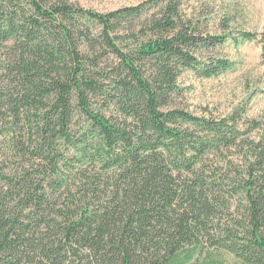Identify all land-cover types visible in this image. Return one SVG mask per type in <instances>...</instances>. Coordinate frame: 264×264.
<instances>
[{
	"label": "trees",
	"instance_id": "16d2710c",
	"mask_svg": "<svg viewBox=\"0 0 264 264\" xmlns=\"http://www.w3.org/2000/svg\"><path fill=\"white\" fill-rule=\"evenodd\" d=\"M185 1L0 0V264H264V132L178 105L231 67Z\"/></svg>",
	"mask_w": 264,
	"mask_h": 264
},
{
	"label": "rangeland",
	"instance_id": "374dc122",
	"mask_svg": "<svg viewBox=\"0 0 264 264\" xmlns=\"http://www.w3.org/2000/svg\"><path fill=\"white\" fill-rule=\"evenodd\" d=\"M69 1L83 9L106 13L145 0ZM182 9L187 17L203 20L210 34L226 36L223 44L203 52L202 61L211 57L225 58L231 62V67L209 78L185 71L179 78L184 92L177 99L178 105L193 115L212 119L241 112L237 128L251 138H258L264 132V65L259 37L251 41H235L234 37L241 31L259 35L264 24V0H186ZM254 122L260 125L259 129L252 127ZM228 154L225 160L232 159L236 163L237 156ZM215 254L224 264H236L234 257L224 251ZM198 259L202 261L203 254Z\"/></svg>",
	"mask_w": 264,
	"mask_h": 264
}]
</instances>
